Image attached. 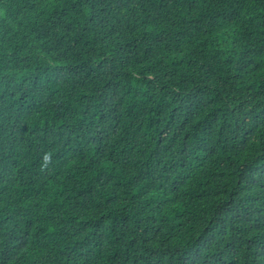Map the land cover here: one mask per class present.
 <instances>
[{
    "label": "trees",
    "instance_id": "16d2710c",
    "mask_svg": "<svg viewBox=\"0 0 264 264\" xmlns=\"http://www.w3.org/2000/svg\"><path fill=\"white\" fill-rule=\"evenodd\" d=\"M0 264H264V0H0Z\"/></svg>",
    "mask_w": 264,
    "mask_h": 264
}]
</instances>
